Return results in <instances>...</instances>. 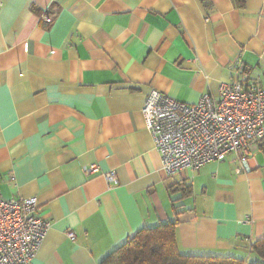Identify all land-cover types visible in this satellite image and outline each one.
<instances>
[{
	"label": "crops",
	"instance_id": "1",
	"mask_svg": "<svg viewBox=\"0 0 264 264\" xmlns=\"http://www.w3.org/2000/svg\"><path fill=\"white\" fill-rule=\"evenodd\" d=\"M239 1L0 0V195L49 222L29 264H99L167 222L183 254L257 260L264 138L248 172L229 154L167 176L142 112L150 90L192 104L241 70L264 86V0Z\"/></svg>",
	"mask_w": 264,
	"mask_h": 264
},
{
	"label": "built area",
	"instance_id": "2",
	"mask_svg": "<svg viewBox=\"0 0 264 264\" xmlns=\"http://www.w3.org/2000/svg\"><path fill=\"white\" fill-rule=\"evenodd\" d=\"M238 75L221 83L216 96L206 93L192 104L156 90L148 92L142 112L167 176L185 168L196 170L229 154L239 157L244 172L250 170L249 158L264 138V86L245 80L243 70ZM97 171L95 164L83 167L86 175ZM102 177L107 184L117 183L113 171ZM37 209L36 197L0 195V264H29L35 256L49 228ZM67 237L75 240L71 231Z\"/></svg>",
	"mask_w": 264,
	"mask_h": 264
},
{
	"label": "trees",
	"instance_id": "3",
	"mask_svg": "<svg viewBox=\"0 0 264 264\" xmlns=\"http://www.w3.org/2000/svg\"><path fill=\"white\" fill-rule=\"evenodd\" d=\"M243 6V0L237 2ZM176 222L142 228L110 251L99 264H264V237L253 242L250 251L257 260L234 256L186 255L175 243Z\"/></svg>",
	"mask_w": 264,
	"mask_h": 264
}]
</instances>
